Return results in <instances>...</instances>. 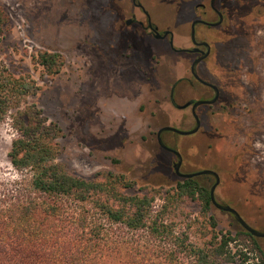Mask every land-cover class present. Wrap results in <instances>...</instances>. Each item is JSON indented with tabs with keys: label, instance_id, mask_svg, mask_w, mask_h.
<instances>
[{
	"label": "rangeland",
	"instance_id": "rangeland-1",
	"mask_svg": "<svg viewBox=\"0 0 264 264\" xmlns=\"http://www.w3.org/2000/svg\"><path fill=\"white\" fill-rule=\"evenodd\" d=\"M201 1L144 2L159 5L151 14L162 29L171 26L174 10L175 47L182 49L190 45L193 7ZM240 6L225 27L233 39L221 33L224 42L207 63L213 75L202 68L206 78L231 73L228 83L223 81L222 102L198 134L166 132L163 140L183 155V173L216 171L224 181L218 202L235 204L251 227L264 232V0H241ZM0 8L9 18V28L0 34V60L12 74L38 81L41 89L31 101L62 129L59 161L89 180L123 175L135 182L127 194L155 196L159 210L165 191L171 189L172 196L180 179L171 168L173 156L158 145L157 132L165 126L194 127L190 110L171 107L169 122L168 74L171 68L172 80L186 76L190 58L171 53L163 41L144 38L137 26L127 30L125 20L142 19L131 0H0ZM38 51L63 56L58 76H41L33 62ZM182 92L179 99L209 96L200 87ZM14 135L9 121L0 126L1 184L19 179L9 157ZM169 210L175 232L186 233L189 243L203 246L214 234H230L236 240L233 252L243 249L252 262H261L251 249L256 243L264 252V238L242 235L244 229L228 213L215 207L206 213L198 200L185 198L171 200ZM186 259L191 260L189 253L171 242V261Z\"/></svg>",
	"mask_w": 264,
	"mask_h": 264
},
{
	"label": "trees",
	"instance_id": "trees-1",
	"mask_svg": "<svg viewBox=\"0 0 264 264\" xmlns=\"http://www.w3.org/2000/svg\"><path fill=\"white\" fill-rule=\"evenodd\" d=\"M8 28L0 8V34ZM33 62L42 77H56L64 67L63 56L52 51H38ZM181 86L176 84V95ZM40 89L33 76H16L0 60V126L9 121L14 131L9 157L19 173L18 180L0 183V264H264L256 243L251 251L260 263L243 249L233 252L230 234H214L198 246L175 232L171 200H198L208 213L210 176L180 179L157 210L155 196L125 192L135 182L123 175L89 180L70 172L59 161L61 127L31 101ZM241 234L256 240L245 230ZM171 242L191 260L171 261Z\"/></svg>",
	"mask_w": 264,
	"mask_h": 264
},
{
	"label": "flooded vegetation",
	"instance_id": "flooded-vegetation-1",
	"mask_svg": "<svg viewBox=\"0 0 264 264\" xmlns=\"http://www.w3.org/2000/svg\"><path fill=\"white\" fill-rule=\"evenodd\" d=\"M144 1L145 0H131V5H132L133 10L134 9L137 10L142 15V19L137 20L136 16L132 15L131 18L125 20L124 26L127 30L132 29L134 26H137L138 30L143 34L144 38H148L149 40H152V42L154 43L155 42L157 43V41H163L164 44L171 49V53L181 54V55H184L190 58L191 65L189 68H187L186 76L179 78L178 80H174V79L172 80L171 79V68L169 70L168 99H167V104L170 107L169 122L171 123V107L178 108L180 111L190 110L191 116L193 117V120H194V127L196 125L195 115L199 118L201 122V128L198 131L199 133L201 129L204 128V120L208 119L209 113L212 110V108L220 104L224 98V90H225L226 85H223V81H226V84H227L228 80H230L231 78L228 72H224L225 75L221 77L218 76V78H213V77L206 78L205 75L202 73V68L205 67L208 73L213 75L210 68L207 67V63L213 56H215L217 52L216 50H217L218 44L221 42H224V39L221 33L225 32L228 37V33H227L228 29H226L225 27H227L230 17L231 16L234 17L235 12L241 9V6H240L241 0H203L195 4V6L193 7L194 19L190 22L189 31L186 36V38H188L189 40L190 45L187 48H182V49H177L175 47L177 34H176V30L172 27V22L174 20V10L172 9L171 26H168L162 29L161 26L157 25V23L154 21V16L151 14V10L153 11L154 9H157L159 5L155 6V8H151L150 4ZM195 22H198V23L195 24V26L193 27ZM193 29L195 31V40L192 38ZM212 32L219 33L221 34V36H219L218 34L215 37H213ZM228 39H233V34H231L228 37ZM206 44L209 45V50ZM197 60H199V62L196 67L197 76H195L192 72V66H193V63ZM177 83L182 86L180 88V92L176 95L175 87ZM195 83L198 84L200 87L204 88L205 91H208L207 94L209 96L205 97V96L198 95V97H195L193 99L192 98L191 99L189 98L179 99L178 96L183 93L182 90H186V88L192 89ZM215 89L218 91V95H219L216 103H214L213 105H208V104L199 105L196 108L195 115H194L193 105L198 101L213 100L216 97ZM187 104L189 105L187 106ZM201 111H205L206 114L201 115ZM179 130H182V129H179ZM182 131H189V130H182ZM166 146L170 150H165V149H162V150L168 152L171 156H173V159L171 160V168L173 169L175 175L179 179H183L176 173V165L178 164V158L176 154L173 152V150H176V149L172 147L171 144L169 146L168 145ZM183 166H184V157H183V162L180 168L181 172L183 170ZM184 174H189V173H184ZM212 180H213V184H212L213 186L215 184V179L212 177ZM223 182L224 181L221 180L220 185L216 189V193H217L218 188L221 186ZM216 200H217V197H216ZM231 204L232 205L226 204V202L222 203V205L224 206H230L233 209H235L233 206L235 204L233 203ZM212 207H215V206L212 204ZM218 210L222 211L220 209ZM222 212L228 213L229 215L232 216V214L227 211H222Z\"/></svg>",
	"mask_w": 264,
	"mask_h": 264
},
{
	"label": "water",
	"instance_id": "water-1",
	"mask_svg": "<svg viewBox=\"0 0 264 264\" xmlns=\"http://www.w3.org/2000/svg\"><path fill=\"white\" fill-rule=\"evenodd\" d=\"M197 23L198 22H195L193 27ZM192 38L195 40V31H194V29H193V32H192ZM206 46H207V48L209 50V45L206 44ZM198 62H199V60L195 61L193 63V66H192V72H193V74L195 76H197L196 67H197ZM218 96H219L218 95V91L216 90V97L213 100L196 102L193 105V114L195 115V110H196V108L199 105H202V104L213 105L214 103H216V101L218 100ZM188 105L189 104H187V106ZM187 106H185V107H187ZM195 118H196V125H195V127L192 130H189V131H182V130H179V129L174 128L172 126H165V127H162L161 129H159V131L157 132V141H158V145L160 146V148L161 149H165V150H170L165 145V143L163 141V135L166 132H173V133H176V134L181 135V136H191V135H195L196 133H198V131L201 128V122H200L199 118L196 115H195ZM173 152L176 154V156L178 158V164L176 165V173L181 178H183V179H192L194 177H200V176H211V177H213L215 179V184L212 186V188L210 190V196H211L212 204L216 208H218V209H220L222 211H227V212L231 213L233 218L237 221V223L245 231L250 233L253 237L264 238V232L259 231V230L255 229V228L251 227L235 209H233L230 206H224V205H222V204L217 202V200H216V189L220 185L221 178H220V175L216 171L210 170V169H206V170H201V171L194 172V173L184 174V173H182L180 171V168H181V165H182V162H183V157H182L181 153L178 152L177 150H173Z\"/></svg>",
	"mask_w": 264,
	"mask_h": 264
}]
</instances>
